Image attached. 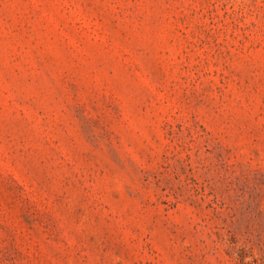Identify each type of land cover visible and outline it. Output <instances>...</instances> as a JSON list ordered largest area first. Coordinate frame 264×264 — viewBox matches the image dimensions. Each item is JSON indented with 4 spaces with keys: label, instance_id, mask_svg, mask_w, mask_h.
Listing matches in <instances>:
<instances>
[{
    "label": "rangeland",
    "instance_id": "rangeland-1",
    "mask_svg": "<svg viewBox=\"0 0 264 264\" xmlns=\"http://www.w3.org/2000/svg\"><path fill=\"white\" fill-rule=\"evenodd\" d=\"M0 264H264V0H0Z\"/></svg>",
    "mask_w": 264,
    "mask_h": 264
}]
</instances>
